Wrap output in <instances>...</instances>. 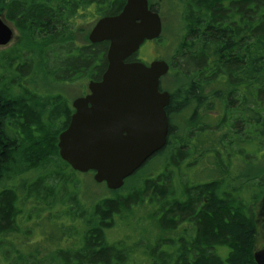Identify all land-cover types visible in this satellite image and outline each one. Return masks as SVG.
<instances>
[{"label": "trees", "instance_id": "16d2710c", "mask_svg": "<svg viewBox=\"0 0 264 264\" xmlns=\"http://www.w3.org/2000/svg\"><path fill=\"white\" fill-rule=\"evenodd\" d=\"M125 1L0 0V15L20 35L17 46L0 54L1 263L139 264L134 257L142 245L111 243L106 232L145 201L157 234L140 248V264H256L254 209L264 199L258 161L264 157V0H171L182 34L168 60L167 77L175 83L165 109L167 146L155 157L161 172L90 205L68 192L74 181L63 173L60 164L69 166L57 143L71 111L62 95L40 97L35 76L69 83L100 78L108 43H78L74 31L120 12ZM217 113L225 117L219 124L208 115ZM236 157L245 171L230 170ZM203 162L204 180L175 178ZM35 216L40 223H69L23 245L19 235L32 232L25 223ZM66 239L70 256L61 246ZM219 248L228 249L225 258Z\"/></svg>", "mask_w": 264, "mask_h": 264}, {"label": "water", "instance_id": "95a60500", "mask_svg": "<svg viewBox=\"0 0 264 264\" xmlns=\"http://www.w3.org/2000/svg\"><path fill=\"white\" fill-rule=\"evenodd\" d=\"M161 32L160 16L147 0H126L118 15L99 19L88 36L91 44L108 43L107 68L100 81L89 82L87 96L73 101L74 113L57 147L73 171L93 172V181L110 191L121 189L166 143L170 95L159 91V82L169 66L163 60L147 66L126 62ZM12 39L13 30L0 15V47ZM253 259L264 264V248Z\"/></svg>", "mask_w": 264, "mask_h": 264}, {"label": "rangeland", "instance_id": "374dc122", "mask_svg": "<svg viewBox=\"0 0 264 264\" xmlns=\"http://www.w3.org/2000/svg\"><path fill=\"white\" fill-rule=\"evenodd\" d=\"M148 2L150 6H152L154 10H157V13L160 15L162 34L161 37L156 41H145L140 46L138 52L135 54L134 59H137L142 63H149L157 59L168 61L174 53L175 49L177 48L178 40L182 34L180 16L178 14H175L172 7L173 3L171 0H148ZM1 18L13 30V39L7 46L0 47V54L11 50L13 47L17 46L20 41V35L13 26V24L5 20L2 14ZM94 23L95 22H81V25L79 24L78 28H81L82 31H74V36L77 39L76 41L78 43H87L86 41L88 39L89 33L92 30V27L94 26ZM28 69L29 68H27V70ZM29 74V79L32 80L33 75L31 73ZM35 77L36 78L34 80L33 86H35L36 93L40 97L53 98L62 95V97L65 98V102L68 101L67 105H71L74 99L88 92L87 84L89 82V79L87 76H83L82 78L72 83L63 81L59 82L58 80L47 78L43 73H39L38 76L36 75ZM174 83L175 81L173 80V78L169 76L167 77V75L162 79V86L168 91L171 89ZM172 119L174 120V123L176 125L178 123L177 117H173ZM261 154H263L264 156V144L263 151L260 152V155ZM258 161H263L264 164V157L262 160L259 159ZM258 161L256 162L255 160L254 163H259ZM203 164L204 162L195 167L190 168L187 171L185 170L188 173H185V171L181 170L182 172L179 171L178 175L175 178H177V180L181 182L186 181V179H193V177L198 178L197 180L199 181L204 180L202 173L204 167ZM157 165L159 164L157 163L156 159H152L151 157L148 161L145 162L143 166L139 168V170L134 173L135 176H133L131 180H128V182L124 184L123 188L120 190V193L126 194L129 189L136 183V181H138L141 177H151L153 174L161 172V167H157ZM246 165L247 164H244L238 157H236L231 163L230 170L234 173L238 171L243 172L245 171V169H247ZM60 166L62 167L63 173L74 181L73 185L75 186V188L71 185L68 192L71 193L72 189L74 191H77V197L80 199L81 202L90 205L92 202L96 201L99 198L112 197V191L108 190L104 183L96 184L93 181L92 172L79 173L61 164ZM9 181L8 184H10ZM143 203L144 204L140 206L133 207L130 211L123 212L122 218H116L115 227L106 232L107 240L111 243L125 241L128 245L138 243L142 245V247L138 246V250L135 251L134 257V259L137 260L139 264L140 261L143 260V257L141 256L142 249L140 248H143V246L147 242L150 243L152 239L156 238L157 234V231L155 230L156 227L153 226V221L151 220V216L153 214L152 207L147 206L145 201H143ZM261 203V205H257V209H254V213L256 215L257 220L258 232L255 233L253 236V254L256 252V250L259 249L260 242L262 241V236H264V215L262 214L264 199ZM47 215L51 214L47 212ZM36 218L38 217H32L28 222L25 223V227L32 230V232H29L28 235H19V240L21 241V244H25L27 246L34 245L37 243V241H41V236L44 232H46L47 229H49V231H52L54 225H68L69 223L66 218H63L62 220H57L56 223L51 224H47L46 222L40 223L41 220L39 221ZM68 241L70 240L66 239V241H61V246H63L62 248L66 256H70L69 249L65 247ZM28 250H34V247L30 246V248H27V251ZM219 253L225 258L227 256L228 249L219 248ZM158 258L159 260H161L160 257H157L155 263H158ZM1 260L2 256L0 254V264H2Z\"/></svg>", "mask_w": 264, "mask_h": 264}, {"label": "flooded vegetation", "instance_id": "af4514ba", "mask_svg": "<svg viewBox=\"0 0 264 264\" xmlns=\"http://www.w3.org/2000/svg\"><path fill=\"white\" fill-rule=\"evenodd\" d=\"M149 9L151 10V11H153L152 9H151V6L149 5ZM122 10V9H121ZM121 12V11H120ZM120 12H118V13H116V14H113V15H107V16H100V17H98L94 22V25L97 23V21L99 20V19H101V18H103V17H112V16H116V15H118ZM94 27V26H93ZM92 27V28H93ZM102 43V42H101ZM107 43V42H106ZM107 49H108V47H107ZM136 61H138L137 59H134V56L133 57H131V58H129L128 60H126V62H136ZM138 62H140V61H138ZM167 62V64L169 65V67H170V64H169V62L168 61H166ZM150 63V62H149ZM149 63H144L145 65H148ZM106 68H107V61H106ZM106 68H105V70H106ZM169 72V71H168ZM104 73V72H103ZM102 73V74H103ZM102 74H101V76H100V78H98V79H95V80H92V79H89V82L90 81H95V82H98V81H100L101 80V77H102ZM161 81H162V79L160 80V83H159V91L160 92H168L169 93V95H171V91H168V90H166V89H164V87L162 86V84H161ZM88 82V83H89ZM87 90H88V85H87ZM89 94V90H88V92H86V93H84V94H82L81 96H79L78 98H82V97H85V96H87ZM168 107V106H167ZM166 107V108H167ZM69 108H70V114L72 115L73 113H74V109H73V107H72V104L71 105H69ZM166 112V111H165ZM71 115H70V117H71ZM210 117H211V121L212 122H214V123H216V124H219V122L221 121V120H223L225 117H224V114H208ZM166 117H167V122H168V126H169V124H170V115L169 114H167L166 113ZM167 137H168V131H167ZM166 137V143H165V146L163 147V149L167 146L166 144H167V138ZM163 149H161L160 151H158L157 153H155L153 156H152V158H155L158 154H160V152L163 150ZM263 214V213H262ZM261 214V215H262ZM264 215V214H263ZM263 220H264V218H263ZM264 248V236H262V241L260 242V247H259V249L258 250H261V249H263ZM258 250H256V251H258Z\"/></svg>", "mask_w": 264, "mask_h": 264}]
</instances>
